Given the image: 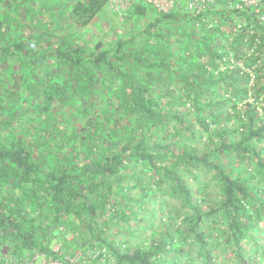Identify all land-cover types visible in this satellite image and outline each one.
I'll return each mask as SVG.
<instances>
[{
	"label": "trees",
	"instance_id": "trees-1",
	"mask_svg": "<svg viewBox=\"0 0 264 264\" xmlns=\"http://www.w3.org/2000/svg\"><path fill=\"white\" fill-rule=\"evenodd\" d=\"M107 2L0 0V249L264 264V9Z\"/></svg>",
	"mask_w": 264,
	"mask_h": 264
},
{
	"label": "built area",
	"instance_id": "built-area-1",
	"mask_svg": "<svg viewBox=\"0 0 264 264\" xmlns=\"http://www.w3.org/2000/svg\"><path fill=\"white\" fill-rule=\"evenodd\" d=\"M138 1L153 5L159 12L179 9L198 16L218 6L221 0H108L107 9L111 14L124 16ZM227 7L235 10L253 9L261 13L264 0H228ZM97 253L99 251L96 249L95 253L91 249L78 250L74 255L67 256L69 262H66L50 257L38 249L14 254L13 250L4 247L0 249V264H92V259L99 255Z\"/></svg>",
	"mask_w": 264,
	"mask_h": 264
},
{
	"label": "rangeland",
	"instance_id": "rangeland-1",
	"mask_svg": "<svg viewBox=\"0 0 264 264\" xmlns=\"http://www.w3.org/2000/svg\"><path fill=\"white\" fill-rule=\"evenodd\" d=\"M105 15L102 17V20L100 21V23L97 24H93L92 26V30H81L80 32L82 34H84L85 38H87L88 40L92 39L94 36L95 31H99V29L95 27H103L104 29H108V27H128L127 25L123 24V18H125L124 16H117L115 14H111L108 9L107 11H104ZM102 12V13H104ZM94 27V28H93ZM143 226V225H142ZM144 231V229L141 230V233ZM152 233V228L150 227L149 229L146 230V234H151ZM143 235V234H142ZM7 248H9V246H6ZM110 264H114L113 261H110Z\"/></svg>",
	"mask_w": 264,
	"mask_h": 264
},
{
	"label": "clouds",
	"instance_id": "clouds-1",
	"mask_svg": "<svg viewBox=\"0 0 264 264\" xmlns=\"http://www.w3.org/2000/svg\"><path fill=\"white\" fill-rule=\"evenodd\" d=\"M221 1H222V0H221ZM221 1H220V2H221ZM216 7H218V8L221 7V4H219V5L216 6ZM216 7H215V8H216ZM215 8H214V9H215ZM97 257H98V256H97ZM97 257H95V258H97ZM108 259H109V257H108V258H103L102 260L99 261V263H100V264H108V263H109V262H108ZM92 264H95V263H93V261H92Z\"/></svg>",
	"mask_w": 264,
	"mask_h": 264
}]
</instances>
